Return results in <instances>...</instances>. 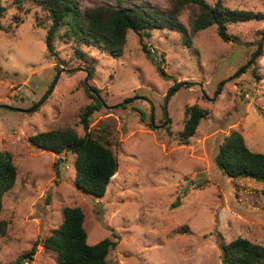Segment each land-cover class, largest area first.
<instances>
[{"label": "rangeland", "instance_id": "374dc122", "mask_svg": "<svg viewBox=\"0 0 264 264\" xmlns=\"http://www.w3.org/2000/svg\"><path fill=\"white\" fill-rule=\"evenodd\" d=\"M76 1L82 9L110 4L165 11L173 4ZM223 1L231 9L264 12V0ZM2 3L7 11L0 19V150L11 153L18 168L15 187L3 196L0 222L8 227L0 234L2 262L16 261L38 241L34 259L21 264H59L42 239L60 227L66 207L83 210L89 244L118 241L110 264H223L222 245L238 237L264 246V182L231 178L215 163L233 130L251 150L264 152V20L230 25L236 42L223 41L217 25L190 32V47L182 34L168 29L150 30L143 38L129 31L122 55L85 47L83 60L66 38L57 37L50 54V21L41 6ZM198 12L197 4H187L178 20L190 31ZM87 85L97 87L105 101L90 129L119 160L99 198L76 186L75 154L43 151L30 141L37 133L66 127L83 136L80 114L93 101ZM194 104L208 114L183 143L185 111Z\"/></svg>", "mask_w": 264, "mask_h": 264}, {"label": "trees", "instance_id": "16d2710c", "mask_svg": "<svg viewBox=\"0 0 264 264\" xmlns=\"http://www.w3.org/2000/svg\"><path fill=\"white\" fill-rule=\"evenodd\" d=\"M19 8L24 3L31 2L41 6L50 21L47 27L46 44L50 54L55 52L54 42L57 37L66 38L71 43L73 53L78 59L85 60V47L94 48L110 56L123 54L129 31L143 38L144 33L155 29H168L183 35L185 44L192 45L191 33H196L212 25H217L218 35L225 42H236L239 37L229 33L232 24L250 20H264V12L252 10L231 9L223 0H217L213 5L207 0H171L172 7L165 11H149L142 7L114 6L101 4L81 8L76 0H11ZM197 4L199 12L192 22V30L178 20L185 5ZM7 6L0 0V19L6 14ZM45 23H41L43 26ZM3 26L0 24V29ZM146 56L154 60L151 50L143 45ZM163 77L166 72L160 63L155 62ZM89 80L94 78V65H87ZM247 68V65L242 69ZM257 80L262 76L254 67ZM174 85L170 90L175 91ZM93 101L81 112V124L85 130L83 136L70 127L57 128L37 133L30 137L35 148L61 155L73 153L76 155V186L87 194L99 198L107 191L111 179L119 168V160L114 150L103 139L91 131V117L105 106L97 87L87 85ZM98 96H97V95ZM208 114L207 110L198 104L188 106L185 111L183 130L180 140L188 143L195 135L201 120ZM143 117V115H142ZM153 125V124H151ZM169 128V127H168ZM218 168L234 179L251 178L264 182V152L253 151L247 145L244 135L233 130L220 144L215 157ZM55 170L60 175L58 162ZM18 168L11 153L0 150V214L3 209V196L12 190L17 181ZM179 201L174 203L176 207ZM85 214L80 207H66L64 220L60 227L42 239L43 246L58 254L59 264H110L108 256L116 248L118 241L105 238L95 244H89L88 234L84 226ZM0 234L6 235L7 221L0 222ZM38 241L32 248L23 253L16 261L0 264H21L33 260L37 252ZM223 264H260L264 260V246L249 239L238 237L222 245Z\"/></svg>", "mask_w": 264, "mask_h": 264}]
</instances>
